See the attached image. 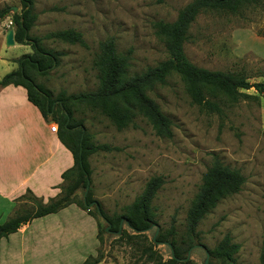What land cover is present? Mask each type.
Here are the masks:
<instances>
[{
  "label": "rangeland",
  "instance_id": "374dc122",
  "mask_svg": "<svg viewBox=\"0 0 264 264\" xmlns=\"http://www.w3.org/2000/svg\"><path fill=\"white\" fill-rule=\"evenodd\" d=\"M191 0H33L34 24L29 35L38 37L47 49L58 53V66L47 75L34 72L37 83L47 88L52 98L64 92L75 94L97 88L95 60L100 44L112 38L119 54L129 53L130 74L141 72L167 57L163 43L154 33L157 21H173L179 10ZM16 7V11L12 7ZM8 8L0 19V58L9 64L0 65V77L16 68V58L31 54L29 45L6 46L5 33L13 12L19 13V0H0V9ZM14 29L13 23L10 25ZM264 27V4L247 7L239 14L201 13L189 30L184 52L193 64L209 70L240 72L250 83L264 77V37L258 31ZM74 29L81 33L84 45L70 44L47 35L59 30ZM248 96L231 102L218 97V111H210L191 102L177 75L156 86L148 95L171 122V136L162 137L141 116L122 130L103 115L81 106L74 118L95 144H107L117 150L98 151L89 156L92 198L109 216L120 214L143 192L146 182L160 176L163 184L157 190L151 206L155 222L142 236H120L111 232L106 222L87 209L71 207L47 216L36 226L55 228L83 227L90 217L94 232L87 227L85 237L60 243L71 253L77 252L73 264H81L89 255L100 258L98 264H151L147 249L164 260L170 249L166 242L158 243L153 236L173 225L177 243L184 246L187 210L201 184L202 175L214 156L238 169L244 177L239 191L222 199L198 224L194 245L213 248L225 234L238 244L231 264H260L264 251V93L253 88L240 89ZM84 190L76 191V200ZM16 206L30 211L33 204L21 199ZM83 216H78V215ZM0 214V222L8 219ZM51 217V218H48ZM90 226L91 223L87 221ZM44 225V226H43ZM65 228V229H66ZM123 230L133 235L125 224ZM120 229V230H121ZM67 232V229L65 230ZM156 233V235H157ZM155 235V236H156ZM90 236V238H89ZM67 251V250H66ZM202 248L190 250L186 264H203ZM210 264H221L209 257Z\"/></svg>",
  "mask_w": 264,
  "mask_h": 264
},
{
  "label": "trees",
  "instance_id": "16d2710c",
  "mask_svg": "<svg viewBox=\"0 0 264 264\" xmlns=\"http://www.w3.org/2000/svg\"><path fill=\"white\" fill-rule=\"evenodd\" d=\"M21 10L11 14L14 25V42L29 45L32 53L23 54L16 58V68L0 78V88L7 85L22 86L26 90L27 99L42 114L47 122L57 124V136L60 142L70 151L73 165L61 174L59 194L43 203L30 190L15 199L13 215L6 221L0 222V238L16 232L20 226L34 218L56 213L70 204H75L88 210V203L96 202L92 198L91 190L86 194V203L83 198L76 200V191L82 188L85 191L87 184H91V166L89 156L98 151L117 150L107 144H95L91 135L83 128V122L74 118L75 111L81 106L98 112L106 117L117 130H122L133 124L136 116L143 117L162 137L171 136V122L164 115L159 106L151 99L148 92L156 86L163 85L171 75H177L184 85L185 92L191 102L197 106L218 111V97H225L234 102L248 96L240 89L253 88L256 92L264 93V80L250 83L243 73L223 72L199 67L187 58L184 44L189 38V30L197 16L206 12L220 14H239L247 7H257L264 4V0H191L183 6L173 21H157L153 24L154 33L163 43L167 57L153 66L138 73L130 74L129 53L119 54L115 50L112 38L100 44V52L95 60L97 69V88L93 91L75 94L57 95L54 99L50 91L33 77L47 75L58 66V53L47 49L40 38L29 35L35 15L32 12L33 0H19ZM8 8L0 9V19L7 16ZM264 37V27L258 31ZM70 44L84 45L82 35L74 29L59 30L47 35ZM264 77V72L261 73ZM244 177L238 169L224 165L214 156L209 167L202 175L201 184L195 194L186 214V230L184 246L177 243L173 225L166 230H159L155 242H166L170 249L169 258L164 260L158 253L147 249L151 264H186L183 260L188 250L194 246L198 233L196 228L200 221L216 207L224 198L239 191ZM163 184L160 176L151 177L145 184L142 194L129 205L123 208L122 213L107 215L99 205L95 207L93 216H100L111 232L117 233L120 221L133 233L128 235L126 230H120V236H142L155 222V213L151 202L157 190ZM21 199L33 204L30 211L16 206ZM238 244L232 242L229 234H225L213 248L208 249L209 257L221 264H231L238 252ZM260 264H264V251L260 254ZM100 258L87 256L81 264H98ZM204 264V263H203ZM208 264L209 261H208Z\"/></svg>",
  "mask_w": 264,
  "mask_h": 264
},
{
  "label": "crops",
  "instance_id": "0c3cea01",
  "mask_svg": "<svg viewBox=\"0 0 264 264\" xmlns=\"http://www.w3.org/2000/svg\"><path fill=\"white\" fill-rule=\"evenodd\" d=\"M0 65L9 64L0 58ZM52 124L56 123L47 122L28 101L22 86L0 88V214L5 218L13 215L15 199L26 190L43 203L59 194L61 174L72 167L73 158L60 142L57 130L50 129ZM71 207L82 214L75 204H70L56 213L34 218L8 237L0 238V264L75 263L77 252L71 253L70 243L66 249L60 241L68 237L70 242H75L85 237L87 227L92 229L91 235L94 230L90 217L83 221V227L73 229L66 228L64 222L52 229L35 225ZM81 214L78 216H83Z\"/></svg>",
  "mask_w": 264,
  "mask_h": 264
},
{
  "label": "water",
  "instance_id": "95a60500",
  "mask_svg": "<svg viewBox=\"0 0 264 264\" xmlns=\"http://www.w3.org/2000/svg\"><path fill=\"white\" fill-rule=\"evenodd\" d=\"M16 7H12V10L13 11H16ZM13 35H14V32H13V27H8V29L6 30V33H5V38H4V43L6 46H12L15 44L14 42V38H13ZM89 189V184L86 185L85 187V191L83 193V200H84V203H86V194H87V191ZM88 206H92L94 205L97 210L99 211V204L97 202H90L87 204ZM122 223H123V220L120 221V224H119V230L118 232L120 231V229L122 228ZM152 227V226H151ZM150 227V228H151ZM157 233V231H156ZM155 233V235H156ZM155 235L153 236V240L155 239ZM167 244V243H166ZM194 247H199V248H202L205 252V260H204V264H208V259H209V253H208V249L204 246V245H194L192 246L188 252H187V256L183 259V260H186L189 258V254H190V250H192Z\"/></svg>",
  "mask_w": 264,
  "mask_h": 264
},
{
  "label": "built area",
  "instance_id": "2783aa9c",
  "mask_svg": "<svg viewBox=\"0 0 264 264\" xmlns=\"http://www.w3.org/2000/svg\"><path fill=\"white\" fill-rule=\"evenodd\" d=\"M12 24V21L11 20H9L8 21V27H11L10 25ZM50 129L52 130V131H56L57 130V125L56 124H52L51 126H50Z\"/></svg>",
  "mask_w": 264,
  "mask_h": 264
}]
</instances>
